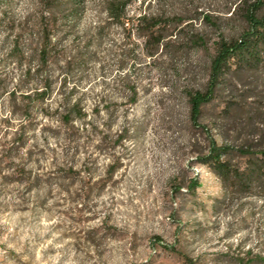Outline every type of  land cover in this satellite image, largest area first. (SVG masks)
Here are the masks:
<instances>
[{
  "label": "rangeland",
  "instance_id": "1",
  "mask_svg": "<svg viewBox=\"0 0 264 264\" xmlns=\"http://www.w3.org/2000/svg\"><path fill=\"white\" fill-rule=\"evenodd\" d=\"M31 1L0 0V264H264V198L226 194L197 160L210 138L264 143V68L223 80L199 125L189 104L254 0H136L128 15L169 36L155 57L90 6L49 66ZM47 76V97L25 99Z\"/></svg>",
  "mask_w": 264,
  "mask_h": 264
},
{
  "label": "trees",
  "instance_id": "2",
  "mask_svg": "<svg viewBox=\"0 0 264 264\" xmlns=\"http://www.w3.org/2000/svg\"><path fill=\"white\" fill-rule=\"evenodd\" d=\"M135 2L136 0H32L27 18L32 23L33 36L39 40L34 53L38 55L41 65L49 66L57 56L65 55L66 47H61L59 29L65 25H76L90 6L106 14L108 22L102 24L101 29L106 28L110 22L116 23L127 30L130 38L133 35L143 37L146 54L149 57L157 56L169 36L160 31L162 19L159 15L141 12L135 17L129 16L128 10ZM145 2L146 0L142 1ZM238 10H241L245 23L243 29L238 36L218 41L211 61L207 89L190 94V114L196 124L202 117L203 108L215 99L217 88L223 80L231 74L243 75L264 68V0L246 2V6H240ZM126 23H132V26L126 27ZM98 34H103V31ZM14 46H19V40ZM80 52L77 48L75 55L65 61L67 73L72 72L75 58L81 56ZM66 83L67 77H64L61 84ZM42 86L26 93L24 98L29 101L44 100L52 88L51 77H45ZM15 94L16 92L13 93L14 96ZM70 112L68 110L63 116V121L68 124L73 120ZM197 160L221 178L226 194H237L240 197L256 195L264 198L263 142L258 145L234 146L220 144L210 138L197 154ZM199 185V181L195 179L191 187L195 189Z\"/></svg>",
  "mask_w": 264,
  "mask_h": 264
}]
</instances>
